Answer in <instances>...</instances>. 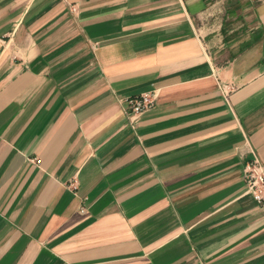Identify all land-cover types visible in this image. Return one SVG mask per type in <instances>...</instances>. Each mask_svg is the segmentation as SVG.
I'll list each match as a JSON object with an SVG mask.
<instances>
[{
  "label": "crops",
  "instance_id": "0c3cea01",
  "mask_svg": "<svg viewBox=\"0 0 264 264\" xmlns=\"http://www.w3.org/2000/svg\"><path fill=\"white\" fill-rule=\"evenodd\" d=\"M252 153L264 0H0V264H264Z\"/></svg>",
  "mask_w": 264,
  "mask_h": 264
},
{
  "label": "built area",
  "instance_id": "2783aa9c",
  "mask_svg": "<svg viewBox=\"0 0 264 264\" xmlns=\"http://www.w3.org/2000/svg\"><path fill=\"white\" fill-rule=\"evenodd\" d=\"M71 10L74 11L75 8L72 7ZM233 89L234 86L231 84L221 86V91L226 98ZM156 98L157 90L154 89L124 99V113L132 127L135 126L137 118L152 107ZM33 161L40 162L39 159H33ZM243 182L246 191L252 195L254 201L264 206V166L254 153L243 166Z\"/></svg>",
  "mask_w": 264,
  "mask_h": 264
}]
</instances>
